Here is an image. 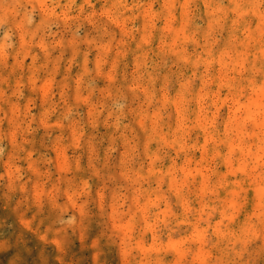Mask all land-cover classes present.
<instances>
[{"label": "clouds", "instance_id": "9594fccd", "mask_svg": "<svg viewBox=\"0 0 264 264\" xmlns=\"http://www.w3.org/2000/svg\"><path fill=\"white\" fill-rule=\"evenodd\" d=\"M0 264H264V0H0Z\"/></svg>", "mask_w": 264, "mask_h": 264}]
</instances>
